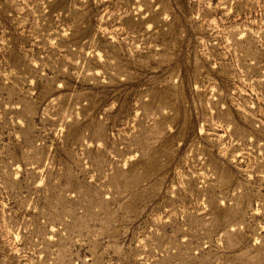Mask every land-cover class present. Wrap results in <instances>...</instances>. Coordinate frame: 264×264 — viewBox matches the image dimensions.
Segmentation results:
<instances>
[{
	"label": "rangeland",
	"instance_id": "obj_1",
	"mask_svg": "<svg viewBox=\"0 0 264 264\" xmlns=\"http://www.w3.org/2000/svg\"><path fill=\"white\" fill-rule=\"evenodd\" d=\"M0 264H264V0H0Z\"/></svg>",
	"mask_w": 264,
	"mask_h": 264
}]
</instances>
